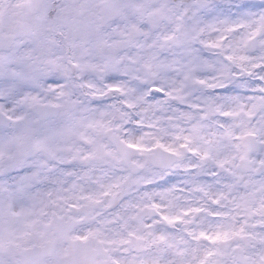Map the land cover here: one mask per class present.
<instances>
[{
    "label": "snow or ice",
    "instance_id": "1",
    "mask_svg": "<svg viewBox=\"0 0 264 264\" xmlns=\"http://www.w3.org/2000/svg\"><path fill=\"white\" fill-rule=\"evenodd\" d=\"M0 264H264V0H0Z\"/></svg>",
    "mask_w": 264,
    "mask_h": 264
}]
</instances>
